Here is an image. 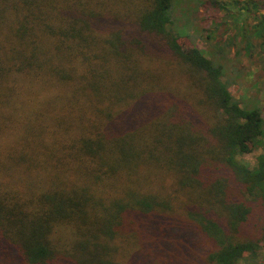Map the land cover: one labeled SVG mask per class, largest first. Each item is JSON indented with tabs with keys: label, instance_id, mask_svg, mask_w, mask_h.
<instances>
[{
	"label": "trees",
	"instance_id": "trees-1",
	"mask_svg": "<svg viewBox=\"0 0 264 264\" xmlns=\"http://www.w3.org/2000/svg\"><path fill=\"white\" fill-rule=\"evenodd\" d=\"M177 3L0 0V264H264L263 108Z\"/></svg>",
	"mask_w": 264,
	"mask_h": 264
},
{
	"label": "rangeland",
	"instance_id": "rangeland-1",
	"mask_svg": "<svg viewBox=\"0 0 264 264\" xmlns=\"http://www.w3.org/2000/svg\"><path fill=\"white\" fill-rule=\"evenodd\" d=\"M177 1L175 26L185 32L181 44L190 48L196 46L207 57L221 61L229 79L230 93L235 98L250 100L263 108L264 121V33H254L261 25L253 17L254 12L244 17L238 15L237 9L246 0H219L225 3L227 11L218 10L211 3L218 0ZM256 1L264 5V0ZM257 25L258 28L255 27ZM222 50L225 54L220 53ZM259 151L246 154L241 159L254 164ZM194 236L197 238L196 234ZM239 264L244 263L240 261Z\"/></svg>",
	"mask_w": 264,
	"mask_h": 264
}]
</instances>
